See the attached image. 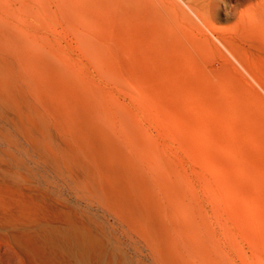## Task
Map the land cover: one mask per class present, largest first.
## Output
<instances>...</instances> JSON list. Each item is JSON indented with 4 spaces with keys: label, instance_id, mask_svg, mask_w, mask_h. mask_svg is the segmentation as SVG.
Wrapping results in <instances>:
<instances>
[{
    "label": "rangeland",
    "instance_id": "1",
    "mask_svg": "<svg viewBox=\"0 0 264 264\" xmlns=\"http://www.w3.org/2000/svg\"><path fill=\"white\" fill-rule=\"evenodd\" d=\"M0 19L17 66L66 77L120 130L176 155L192 264H264V0H0Z\"/></svg>",
    "mask_w": 264,
    "mask_h": 264
},
{
    "label": "bare ground",
    "instance_id": "2",
    "mask_svg": "<svg viewBox=\"0 0 264 264\" xmlns=\"http://www.w3.org/2000/svg\"><path fill=\"white\" fill-rule=\"evenodd\" d=\"M4 25L0 264H192L197 227L173 211L193 200L173 172L176 155L144 131L120 130L66 77L42 80L17 66ZM157 150L160 167L151 165ZM34 166L72 195L40 188Z\"/></svg>",
    "mask_w": 264,
    "mask_h": 264
}]
</instances>
